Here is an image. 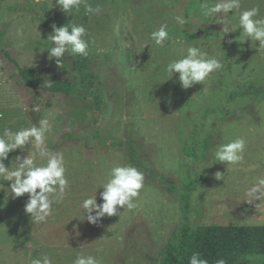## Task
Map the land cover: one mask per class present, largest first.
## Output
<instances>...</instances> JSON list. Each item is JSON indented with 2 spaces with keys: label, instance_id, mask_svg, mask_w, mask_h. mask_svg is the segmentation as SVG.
<instances>
[{
  "label": "rangeland",
  "instance_id": "rangeland-1",
  "mask_svg": "<svg viewBox=\"0 0 264 264\" xmlns=\"http://www.w3.org/2000/svg\"><path fill=\"white\" fill-rule=\"evenodd\" d=\"M215 2L82 0L78 11L65 13L55 0H0V135L47 118L46 148L63 156L69 182L63 199L50 196L51 215L35 222L24 212L28 195L13 199L6 192L11 182L0 177V264H31L44 255L52 264H73L79 254L98 264H159L186 217L192 225L264 224V93L236 95L264 86V49L239 29L223 31L225 23L237 26L242 10L258 8L264 17V0H240L235 14L203 16L201 4ZM85 5L101 11L88 13ZM54 23L82 24L87 56L65 53L60 64L50 58ZM162 24L169 33L163 47L150 39ZM193 46L221 67L183 89L179 74L171 76L166 67ZM20 67L32 70L40 85L28 84ZM56 80L72 81L75 91L44 89ZM236 138L245 140L243 160L218 162L216 148ZM28 154L37 164L47 162L29 144L4 163L15 169L16 156ZM117 165L144 174L136 207H119L117 215L90 223L81 202L96 192L101 202L100 187ZM254 186L259 192H250ZM257 258L239 264H264Z\"/></svg>",
  "mask_w": 264,
  "mask_h": 264
},
{
  "label": "clouds",
  "instance_id": "clouds-1",
  "mask_svg": "<svg viewBox=\"0 0 264 264\" xmlns=\"http://www.w3.org/2000/svg\"><path fill=\"white\" fill-rule=\"evenodd\" d=\"M82 0H55L56 6L65 13L78 11ZM88 13H99L100 7L85 5ZM202 14L205 17H216L217 14L224 16L229 13L235 14L234 10L240 9V0H216L214 4H201ZM176 21L183 25L185 20L182 16H176ZM220 23H225L223 17L219 18ZM240 30V35L246 40L259 42L258 51L264 49V17L259 15L258 8H251L239 12L237 26L230 27L225 23L223 31L227 34ZM18 35H22V30H17ZM87 29L78 24H65L57 27L52 25V32L47 39L51 40L52 47L48 50L50 58H56L58 64L65 53L70 55L87 56L89 42ZM150 39L158 46H165L169 39L167 25L162 24L158 29L150 33ZM245 41V40H243ZM240 41V42H243ZM221 67L220 61L215 58H208L207 53L202 52L198 47H188L187 55L181 59L170 62L166 70L172 76L173 72L178 73V81L183 89H188L196 83L205 81L211 73ZM39 111V108L34 109ZM51 131V125L47 118L39 121V126L33 125L29 128H22L18 131L4 129L0 135V177L10 181L6 190L13 199L28 195V200L24 206V212L30 214L31 220L35 222L45 221L52 213L54 199L61 200L68 188L66 178V168L64 158L61 154L51 152L46 148V133ZM35 147L39 157L46 158V164H37L31 155H18V166L10 169L4 161L8 159L9 153L20 149L23 151L26 145ZM245 150V140L236 138L230 142L220 144L215 150V159L226 164H237L243 160ZM216 178L218 179V174ZM144 174L136 167L127 165H117L111 168L106 181L100 188V203H97V192L94 196L88 197L81 202L84 213H88L87 219L90 223H95L98 217L117 215L118 208L123 207L129 210L136 207L134 198L140 196L141 189L144 187ZM264 185V180L259 181ZM3 188V186H0ZM99 188V189H100ZM250 192L257 193L259 188L254 186ZM95 211L96 216L91 213ZM31 264H52L51 259L44 255L41 259L31 260ZM73 264H98L96 257L92 255L79 254ZM189 264H208L204 259L199 258L198 253H194ZM216 264H225L224 260H219Z\"/></svg>",
  "mask_w": 264,
  "mask_h": 264
},
{
  "label": "trees",
  "instance_id": "trees-1",
  "mask_svg": "<svg viewBox=\"0 0 264 264\" xmlns=\"http://www.w3.org/2000/svg\"><path fill=\"white\" fill-rule=\"evenodd\" d=\"M80 65L83 75L89 77L85 62L81 61ZM20 71L28 84L40 85L34 79L32 70L20 67ZM44 89L69 94L75 91V84L72 81L56 80L44 86ZM262 93H264V86H247L246 89H240L236 95L259 96ZM236 95L231 99L233 100ZM192 190V186L186 189L187 195L182 197L183 201L187 200ZM3 196L0 192V199ZM186 219L187 217L184 223L174 229L170 241L162 250L159 264H189L194 253H198L199 258L206 260L208 264H216L221 259L225 261V264H239L246 257H264V224L192 225Z\"/></svg>",
  "mask_w": 264,
  "mask_h": 264
}]
</instances>
